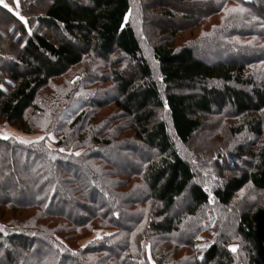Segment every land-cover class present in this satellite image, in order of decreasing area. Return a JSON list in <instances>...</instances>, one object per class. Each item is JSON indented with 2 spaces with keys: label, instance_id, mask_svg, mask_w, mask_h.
I'll return each instance as SVG.
<instances>
[{
  "label": "trees",
  "instance_id": "obj_1",
  "mask_svg": "<svg viewBox=\"0 0 264 264\" xmlns=\"http://www.w3.org/2000/svg\"><path fill=\"white\" fill-rule=\"evenodd\" d=\"M3 3L9 7L0 4V119L30 132L26 111L38 110L37 95L49 80L82 62L85 53L106 59L118 52L136 64L139 80L127 79L125 71L113 72L119 97L112 104L119 112L100 122L93 118L101 127L93 132L89 128V138L98 148L110 146L112 139L119 140V133L131 129L135 151L146 150L145 155L139 154L145 166L132 173L98 151L102 158L85 150L80 155L67 154L61 141L49 147L44 140L24 144L0 137V219L6 208L12 213L7 223L0 221L3 264H151L149 256L162 264L166 252L159 242L171 239L212 199L228 207L248 184L264 192L263 0H143L145 22L159 16L177 21L168 28L154 26L167 36L153 45L151 62L144 57L128 16L131 0ZM239 5L243 13L227 18L224 13L219 25L212 26V35L203 38L214 46L230 45L243 55L240 58L208 62L195 57L190 46L174 48L169 42L170 35L186 28L192 31L224 8ZM185 21L192 25L179 26ZM214 82L221 89L207 86ZM223 104L241 117V122L231 126V134L250 133L256 140L236 147L234 155L244 165L236 162V174L225 176L208 191L195 184V173L175 143L190 141L204 127L208 113L218 110L213 107ZM104 107L98 105V109ZM162 110L168 120L158 117ZM120 118H127L129 125L121 129L116 124ZM128 139L122 134L123 142ZM115 170L129 174L119 180ZM136 176L147 191L141 197L134 195L131 185ZM7 185L9 195L3 193ZM186 192L189 204L170 215L169 209ZM16 193L25 197L15 198ZM116 193L126 198L123 205L110 208L106 203L115 204ZM68 204L76 217L64 210ZM89 223L113 227L116 232L75 250L59 239L74 240ZM235 231L244 243L240 250L231 251L220 234L206 248L200 264H264V204L256 202L239 212Z\"/></svg>",
  "mask_w": 264,
  "mask_h": 264
},
{
  "label": "rangeland",
  "instance_id": "obj_2",
  "mask_svg": "<svg viewBox=\"0 0 264 264\" xmlns=\"http://www.w3.org/2000/svg\"><path fill=\"white\" fill-rule=\"evenodd\" d=\"M131 1L132 8L128 16L132 22L131 24L136 28L143 47L144 57L151 62L153 45L158 39L163 41L167 36L166 34L163 35L160 29L174 26L177 21L170 22L168 21L169 18L159 16L152 21L147 20L145 22L144 11L141 9L143 0ZM235 7H240V5ZM225 9L227 7L224 8L221 14L203 20L200 26L192 31L190 28H186L178 31L175 35H170L169 42L174 48L190 46L195 57L208 62L240 58L243 55L239 56L230 45L214 46L213 42H209V38H203L212 35V26L216 28L219 25L218 22L224 15ZM152 12L149 11L147 14L151 15ZM175 15L178 14L175 13ZM155 25H159L160 29L154 27ZM185 25L191 26L192 23L186 22L179 26ZM64 37L66 40L69 39L67 36ZM72 43L77 45L73 41ZM84 55L82 62L71 67L66 73L52 78L49 80L48 85L40 90L36 99L38 110L29 109L25 114L26 126L31 129L30 132H24L20 128L9 125L3 119H0V137L7 134L10 138H14L19 142L21 140L33 142L44 140L49 147H54L57 141H61L65 144L62 150L67 154L77 155L79 153L80 155L85 150L84 152L91 151L93 155H99V152L105 158L115 161L122 169H130L133 170L132 173H135L145 166L139 157L145 155L146 150L135 151L137 142L132 135L133 130L119 133L120 141L117 138L112 139V145L98 148L96 143L90 141L89 128H92V132L99 129L100 123L99 125L96 124L97 121L93 118H98L100 122V120L119 112L112 104L113 100L119 97L117 85L113 79V72L115 70L125 71L124 75L127 79L138 82L139 72L137 66L128 57L118 52L112 53L106 59L92 52ZM215 85L216 82L208 83L207 86L215 87ZM230 86L248 93L250 91L247 87H236L232 84ZM216 88L221 89L218 84ZM194 91L198 92L197 90ZM99 104H106V107L98 109ZM213 108L218 110L208 113L204 127L194 134L190 141L187 143L177 141V144L175 143L180 155L186 159L195 173V184H200L208 191L212 186L218 185L225 176L230 173L236 174L238 169L236 162L244 165V162L234 155L236 147L239 144H248L256 140V137L250 133H243L238 136L231 134V126H236L241 122V117L237 116L234 109L228 104H223L220 108ZM157 115H159L158 117L161 116L164 121L168 120L164 110ZM78 116H80L79 121L74 125L73 122ZM127 120V118H120L116 121V124L122 129V127L129 125ZM122 134L129 137L127 142L121 140ZM170 134L174 136L172 130ZM39 137H44V139L39 140ZM234 168H236L235 171H232ZM115 172L119 175L117 178L119 180H123L125 175L129 174L127 171L118 172L115 170ZM131 185L135 196L141 197L147 193L141 177H133ZM117 190H121V188H117ZM3 193L5 195L10 194L9 185L3 187ZM116 194L113 196L115 204L106 203L110 208L123 205L121 202L126 198L122 194ZM14 197L22 199L25 196L22 197V195L16 193ZM189 201L186 192L169 209V214L175 216L179 210L182 211L186 208ZM256 202L264 204V192L255 190L249 184L236 193L228 207H224L212 199L199 210L196 216L188 218L182 224L181 230L177 234H173L170 237L171 239L166 237L159 242L162 250L166 252L162 264H200L204 251L218 239L220 234L222 235L220 240H226L229 248L238 246V250H240L244 243L236 235L235 220L239 212L245 211ZM64 210L73 217L77 216L76 211L71 208L70 204L66 205ZM11 216L10 209L6 208V215L0 221L7 223ZM122 220L127 223V219L122 218ZM114 232H116V229L113 227L100 228V226L89 223L78 233V235H81H77L78 237L76 236L74 240L69 241V244L61 238L59 239L66 246L75 250L76 247L84 248L90 242ZM149 260L152 262L151 264H155L150 256ZM0 264H3L2 259H0Z\"/></svg>",
  "mask_w": 264,
  "mask_h": 264
},
{
  "label": "snow or ice",
  "instance_id": "obj_3",
  "mask_svg": "<svg viewBox=\"0 0 264 264\" xmlns=\"http://www.w3.org/2000/svg\"><path fill=\"white\" fill-rule=\"evenodd\" d=\"M0 4H3V7L8 8V4L3 3V0H0ZM245 10L243 8L240 7H232V8H228L225 9V18H227V16L233 15L235 13H243ZM17 15H19L17 13ZM21 20H24V17L20 16L19 17ZM4 139H9L10 137L7 134H4L3 137ZM39 140L44 139V137H39ZM22 143H33V141H25V140H21ZM77 155H79V153H77ZM0 228H2V226H0ZM91 243V242H90ZM230 250L233 252H236L238 250V246H231Z\"/></svg>",
  "mask_w": 264,
  "mask_h": 264
},
{
  "label": "crops",
  "instance_id": "obj_4",
  "mask_svg": "<svg viewBox=\"0 0 264 264\" xmlns=\"http://www.w3.org/2000/svg\"><path fill=\"white\" fill-rule=\"evenodd\" d=\"M5 0H3V2H4Z\"/></svg>",
  "mask_w": 264,
  "mask_h": 264
}]
</instances>
